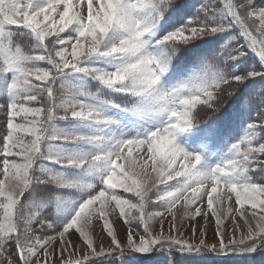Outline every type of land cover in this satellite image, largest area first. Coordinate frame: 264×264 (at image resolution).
<instances>
[{
	"label": "snow or ice",
	"instance_id": "1",
	"mask_svg": "<svg viewBox=\"0 0 264 264\" xmlns=\"http://www.w3.org/2000/svg\"><path fill=\"white\" fill-rule=\"evenodd\" d=\"M161 250L264 260V0H0V264Z\"/></svg>",
	"mask_w": 264,
	"mask_h": 264
},
{
	"label": "rangeland",
	"instance_id": "2",
	"mask_svg": "<svg viewBox=\"0 0 264 264\" xmlns=\"http://www.w3.org/2000/svg\"><path fill=\"white\" fill-rule=\"evenodd\" d=\"M85 85L89 87V81H86ZM135 255H138V254H135V253L132 254V256H135ZM149 255L153 256L154 259H151V260H133L132 256H127V257L121 258V260L118 261L117 264H126V262H127V264H165V263L160 262V259H162V258H167L168 264H169V257L170 256H171L173 262L177 261L176 260L177 256H190V257L205 258L204 253H200L198 255H189L188 253H182V252H178L175 250H169V251L161 250L159 252L150 253ZM100 264H112V262L110 260H104V261H101Z\"/></svg>",
	"mask_w": 264,
	"mask_h": 264
},
{
	"label": "trees",
	"instance_id": "3",
	"mask_svg": "<svg viewBox=\"0 0 264 264\" xmlns=\"http://www.w3.org/2000/svg\"><path fill=\"white\" fill-rule=\"evenodd\" d=\"M204 261L200 260V264H264V260L257 256L255 260L247 259L244 257L230 255V256H217L211 253H204ZM163 260H166L165 258ZM179 261H175L174 264H179ZM167 264V263H165Z\"/></svg>",
	"mask_w": 264,
	"mask_h": 264
}]
</instances>
